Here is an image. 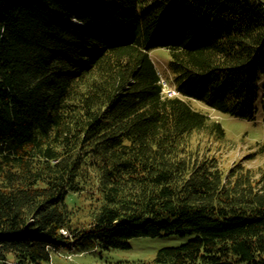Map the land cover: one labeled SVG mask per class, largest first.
Instances as JSON below:
<instances>
[{
	"label": "trees",
	"instance_id": "16d2710c",
	"mask_svg": "<svg viewBox=\"0 0 264 264\" xmlns=\"http://www.w3.org/2000/svg\"><path fill=\"white\" fill-rule=\"evenodd\" d=\"M258 99L264 124L261 0H0V264L193 234L128 264H264V177L201 155L195 135L225 133L187 101L254 120ZM93 180L101 208L73 226Z\"/></svg>",
	"mask_w": 264,
	"mask_h": 264
},
{
	"label": "rangeland",
	"instance_id": "374dc122",
	"mask_svg": "<svg viewBox=\"0 0 264 264\" xmlns=\"http://www.w3.org/2000/svg\"><path fill=\"white\" fill-rule=\"evenodd\" d=\"M261 1L264 3V0ZM150 56L159 70L162 80L166 82L169 77V83H171V73L167 68L168 52L165 49L157 48L150 52ZM166 90H173L168 83H166L163 93L169 97ZM173 96L179 95L176 92ZM187 101L194 109L208 114L211 119L220 123L225 133L221 142L210 141L206 136L195 135L192 138V143L199 145L201 155L217 158L218 167L224 176L229 171L239 170L237 168L242 167L243 172L251 171L255 179L264 177V124L260 113L259 99L258 112L254 120L230 117L207 107L201 101ZM81 188V191L76 194L69 192L66 197L73 226L79 227L89 225L102 205L100 193L94 180ZM193 237H195L194 234L183 237L177 235L144 236L129 239V249L59 251L51 254L49 264L150 263L153 262L160 249L178 247Z\"/></svg>",
	"mask_w": 264,
	"mask_h": 264
},
{
	"label": "bare ground",
	"instance_id": "6f19581e",
	"mask_svg": "<svg viewBox=\"0 0 264 264\" xmlns=\"http://www.w3.org/2000/svg\"><path fill=\"white\" fill-rule=\"evenodd\" d=\"M162 84H163V87H164V85L166 86L165 83H162ZM166 92H168V96H169V97H172V96L175 94V92L172 91V90H166Z\"/></svg>",
	"mask_w": 264,
	"mask_h": 264
},
{
	"label": "built area",
	"instance_id": "2783aa9c",
	"mask_svg": "<svg viewBox=\"0 0 264 264\" xmlns=\"http://www.w3.org/2000/svg\"><path fill=\"white\" fill-rule=\"evenodd\" d=\"M166 86L164 85V88H165Z\"/></svg>",
	"mask_w": 264,
	"mask_h": 264
}]
</instances>
